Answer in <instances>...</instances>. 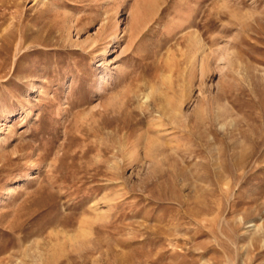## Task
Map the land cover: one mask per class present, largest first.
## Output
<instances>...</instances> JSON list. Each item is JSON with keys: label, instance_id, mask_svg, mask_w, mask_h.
Segmentation results:
<instances>
[{"label": "rangeland", "instance_id": "obj_1", "mask_svg": "<svg viewBox=\"0 0 264 264\" xmlns=\"http://www.w3.org/2000/svg\"><path fill=\"white\" fill-rule=\"evenodd\" d=\"M0 264H264V0H0Z\"/></svg>", "mask_w": 264, "mask_h": 264}, {"label": "bare ground", "instance_id": "obj_2", "mask_svg": "<svg viewBox=\"0 0 264 264\" xmlns=\"http://www.w3.org/2000/svg\"><path fill=\"white\" fill-rule=\"evenodd\" d=\"M105 55V54H104Z\"/></svg>", "mask_w": 264, "mask_h": 264}]
</instances>
